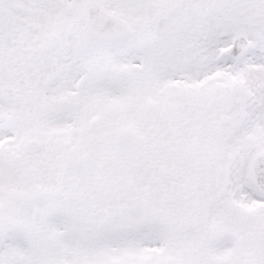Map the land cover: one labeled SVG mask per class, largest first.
Masks as SVG:
<instances>
[{"label":"snow or ice","instance_id":"6c2138e0","mask_svg":"<svg viewBox=\"0 0 264 264\" xmlns=\"http://www.w3.org/2000/svg\"><path fill=\"white\" fill-rule=\"evenodd\" d=\"M0 264H264V0H0Z\"/></svg>","mask_w":264,"mask_h":264}]
</instances>
